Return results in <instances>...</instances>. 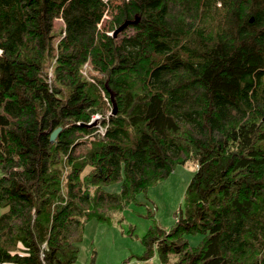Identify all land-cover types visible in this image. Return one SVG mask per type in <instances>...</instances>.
I'll return each mask as SVG.
<instances>
[{"label": "trees", "instance_id": "1", "mask_svg": "<svg viewBox=\"0 0 264 264\" xmlns=\"http://www.w3.org/2000/svg\"><path fill=\"white\" fill-rule=\"evenodd\" d=\"M190 163L137 264H264V0H0V264H74Z\"/></svg>", "mask_w": 264, "mask_h": 264}, {"label": "rangeland", "instance_id": "2", "mask_svg": "<svg viewBox=\"0 0 264 264\" xmlns=\"http://www.w3.org/2000/svg\"><path fill=\"white\" fill-rule=\"evenodd\" d=\"M197 170L196 163L178 165L168 178L139 195L137 202L129 203L122 212L115 214L111 223L88 222L74 264L139 263L146 250L144 236L155 226L167 230L175 223ZM106 191L119 193L120 185H110ZM6 211V208L0 207V216ZM202 238L197 234L188 236L187 240L191 246H197ZM149 264H159L158 254L153 255Z\"/></svg>", "mask_w": 264, "mask_h": 264}, {"label": "water", "instance_id": "3", "mask_svg": "<svg viewBox=\"0 0 264 264\" xmlns=\"http://www.w3.org/2000/svg\"><path fill=\"white\" fill-rule=\"evenodd\" d=\"M139 21V18L138 17H136V19L135 20H133V21H126L124 24H122L119 28H117L115 31H114V33H113V36L114 37H117V35L120 33V32H122L124 29H126L129 25H131V24H134V23H137ZM111 99H112V101H113V109H114V114H116V112H117V106H116V103H115V101H114V97H113V95L111 94ZM95 125V124H94ZM61 131V128H58V129H56L52 134H51V137H50V139H51V141H55V139H56V137H57V135H58V133Z\"/></svg>", "mask_w": 264, "mask_h": 264}, {"label": "built area", "instance_id": "4", "mask_svg": "<svg viewBox=\"0 0 264 264\" xmlns=\"http://www.w3.org/2000/svg\"><path fill=\"white\" fill-rule=\"evenodd\" d=\"M98 118V116L94 117L93 119L96 120Z\"/></svg>", "mask_w": 264, "mask_h": 264}]
</instances>
